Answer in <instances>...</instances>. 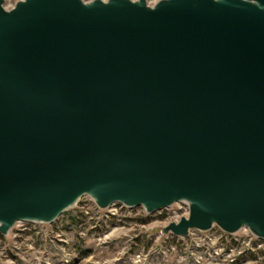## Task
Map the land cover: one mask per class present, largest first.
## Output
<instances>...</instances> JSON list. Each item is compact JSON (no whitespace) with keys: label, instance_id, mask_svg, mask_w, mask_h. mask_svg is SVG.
I'll list each match as a JSON object with an SVG mask.
<instances>
[{"label":"water","instance_id":"95a60500","mask_svg":"<svg viewBox=\"0 0 264 264\" xmlns=\"http://www.w3.org/2000/svg\"><path fill=\"white\" fill-rule=\"evenodd\" d=\"M0 0V235L83 198L264 240V0Z\"/></svg>","mask_w":264,"mask_h":264},{"label":"rangeland","instance_id":"374dc122","mask_svg":"<svg viewBox=\"0 0 264 264\" xmlns=\"http://www.w3.org/2000/svg\"><path fill=\"white\" fill-rule=\"evenodd\" d=\"M20 1L5 0V8ZM189 211L186 203L154 214L120 204L101 210L85 197L51 225L19 223L0 235V264H264V240L247 229L228 235L215 227L186 238L163 233Z\"/></svg>","mask_w":264,"mask_h":264},{"label":"bare ground","instance_id":"6f19581e","mask_svg":"<svg viewBox=\"0 0 264 264\" xmlns=\"http://www.w3.org/2000/svg\"><path fill=\"white\" fill-rule=\"evenodd\" d=\"M93 1H94V0H93ZM147 2H148V0H147ZM158 2H159V1H158ZM158 2H157V3H158ZM157 3H156V4H157ZM148 5H150V4L148 3ZM150 6H152V5H150ZM4 7H5V5H4ZM14 7H15V6H14ZM14 7H13V8H14Z\"/></svg>","mask_w":264,"mask_h":264},{"label":"built area","instance_id":"2783aa9c","mask_svg":"<svg viewBox=\"0 0 264 264\" xmlns=\"http://www.w3.org/2000/svg\"><path fill=\"white\" fill-rule=\"evenodd\" d=\"M183 204H185V203H183Z\"/></svg>","mask_w":264,"mask_h":264}]
</instances>
